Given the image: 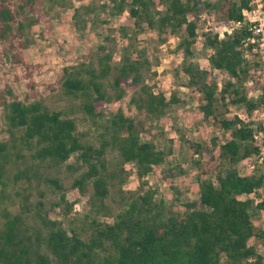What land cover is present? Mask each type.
I'll use <instances>...</instances> for the list:
<instances>
[{
    "label": "trees",
    "instance_id": "trees-1",
    "mask_svg": "<svg viewBox=\"0 0 264 264\" xmlns=\"http://www.w3.org/2000/svg\"><path fill=\"white\" fill-rule=\"evenodd\" d=\"M45 1L48 8L60 5L59 0ZM249 2L104 0L97 6L74 7L71 19L76 30L92 24L88 16L99 9L109 15L126 11L132 25L129 33L117 27L119 39L127 43L116 62L112 61L113 40L106 35L92 53L61 68L56 82L45 87L57 91L66 106L51 108L36 97L37 65L24 56L33 44L28 29L39 19L36 7L42 0H0V107L7 133L0 140V264H264V256L250 243L255 235L251 210L263 205L252 206L250 198H242L262 187L264 178L255 170L240 174L236 169L238 162L258 156L256 136L263 130L251 115L258 111L264 115V91L248 95L259 87L262 68L256 39L251 41L253 23L243 16L251 9ZM201 18L215 25L239 24L222 36L204 35L209 67L227 75L221 85L192 61ZM147 29L155 31L160 41L179 34L176 47L186 85L199 94L202 117L226 133L221 139H210L213 148L196 179L198 198L182 202L180 210L155 199V191L143 180L164 157L149 138L151 122L177 101L146 83L151 61L146 49L133 40ZM20 80L26 88L21 99L12 86ZM126 91L134 116L120 110L106 113L107 106ZM229 105L238 107L239 114L227 118ZM80 118L89 122L94 141L83 140L77 129ZM189 148L192 154L200 152L196 143L189 142ZM130 162L138 187L123 190L124 165ZM62 169L71 177L72 189L83 193L87 186L91 188L94 214L103 213L104 199L115 193L118 210L110 221L91 217L86 235L80 229L66 230L62 222L41 213V201L30 203L17 189L25 191L42 181L59 190L63 200L58 176ZM16 196L20 197L17 207Z\"/></svg>",
    "mask_w": 264,
    "mask_h": 264
},
{
    "label": "rangeland",
    "instance_id": "rangeland-1",
    "mask_svg": "<svg viewBox=\"0 0 264 264\" xmlns=\"http://www.w3.org/2000/svg\"><path fill=\"white\" fill-rule=\"evenodd\" d=\"M59 2L60 5L54 4L51 8H48L45 0L37 5L39 19L28 29L33 44L24 51L25 58L37 65L33 74L36 97L42 99L51 108L66 106V101L57 94V91H49L45 87L47 84L56 82L61 68L74 63L84 53H92L98 44L104 43L103 37L106 35L113 40L110 41L113 48L112 61L116 62L122 47L127 43V40L119 39L117 27H125L129 33L132 25V20L126 11L119 15H109L99 9L88 16L93 20L92 24H88L83 30H76L72 25V9L88 3L97 6L104 0H59ZM249 4L251 9L243 12L244 21L257 24L264 30V0H250ZM238 25L236 23L215 25L207 18H201L196 29L197 36L192 46V61L200 68L206 69L210 77L220 85L227 79V75L209 67L206 60L209 49L203 44L204 35L216 33L222 36L223 32H229ZM178 36L179 34L175 33L165 41H160L155 31L147 29L137 34L136 39L133 40L136 45L146 49L147 57L151 61V70L147 74L146 83L154 92H160L166 97L174 95L177 100L169 105L164 116L151 122L149 138L157 149L164 152V157L162 162L153 166L143 178L147 186L155 191L154 198L162 199L165 206L173 210H180L182 202L197 200L196 179L200 176L202 163L213 148L210 139L212 137L221 139L226 136V133L212 125L210 119L202 117L198 108L200 96L193 88L186 85V77L180 68L181 55L176 47ZM258 42L261 43L260 40ZM256 48L261 58L259 50L263 49L264 45ZM258 73L260 82L258 88L260 89L249 91V96L255 97L260 91H264V63L262 71ZM12 86L14 95L21 99L26 92L23 81L14 82ZM128 93L129 91H126L120 100L110 103L105 112L120 110L125 116H134L135 110L128 103ZM239 112L238 107L229 105L224 115L230 118ZM251 118L263 128L258 131L256 137L260 151L258 156L238 162L236 169L240 174H248L255 170L264 178V115L258 111L254 112ZM77 129L81 132L83 140L94 141L88 121L78 119ZM5 130L6 123L0 107V140L7 138ZM142 137L144 140L147 139L145 135ZM189 142L199 145L198 154H192ZM199 157L201 159H198ZM72 161L73 157L67 162ZM124 168L127 178L122 188L123 190H135L138 187V180L134 163H127ZM47 171L49 170L47 169L44 174H48ZM58 176L61 179L63 200L59 198V190L50 188L42 181L37 184L33 183L25 191L17 189L28 196L30 203L41 201V213L45 212L48 217L62 222L66 230L80 229L81 234L86 235L89 233L88 221L91 217L99 221H110V216L118 210V199L111 191L103 201L106 210L103 213L94 214L90 205L91 188L87 186L83 193H79L76 189L69 187L71 177L68 172L62 169ZM242 198H250L252 206L259 202L263 205L262 208L251 210L255 235L250 238V243L257 253L264 256V185L254 193L242 195ZM19 201L20 197L16 196L15 207L19 205Z\"/></svg>",
    "mask_w": 264,
    "mask_h": 264
},
{
    "label": "built area",
    "instance_id": "built-area-1",
    "mask_svg": "<svg viewBox=\"0 0 264 264\" xmlns=\"http://www.w3.org/2000/svg\"><path fill=\"white\" fill-rule=\"evenodd\" d=\"M251 28H252V34L254 37H252L251 41L252 40H255L256 39V42H257V46H261V45H264V30L262 29L261 26L257 25V24H252L251 25ZM258 40L261 41V43L258 42ZM259 52L261 53V62H262V68L260 71H262L263 69V63H264V48L259 50ZM259 71V72H260ZM262 75V74H261ZM258 135V134H257ZM257 137V136H256ZM260 147V146H259ZM260 151V150H259Z\"/></svg>",
    "mask_w": 264,
    "mask_h": 264
}]
</instances>
